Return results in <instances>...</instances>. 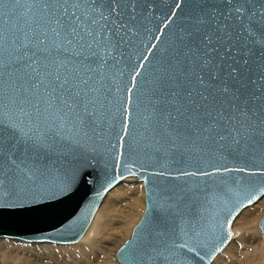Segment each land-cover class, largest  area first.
Masks as SVG:
<instances>
[{"label": "water", "instance_id": "95a60500", "mask_svg": "<svg viewBox=\"0 0 264 264\" xmlns=\"http://www.w3.org/2000/svg\"><path fill=\"white\" fill-rule=\"evenodd\" d=\"M177 3L115 0L113 11L106 0L97 12L100 0H0V121L13 129L0 128V173L36 170L23 192L0 199V238L76 244L106 195L136 177L146 209L120 264H213L229 246L237 217L264 196V175L155 173L264 170V49L243 31L253 11L264 19V0ZM234 138L231 152L221 149ZM259 226L264 233V218ZM171 241L187 248L168 249Z\"/></svg>", "mask_w": 264, "mask_h": 264}, {"label": "bare ground", "instance_id": "6f19581e", "mask_svg": "<svg viewBox=\"0 0 264 264\" xmlns=\"http://www.w3.org/2000/svg\"><path fill=\"white\" fill-rule=\"evenodd\" d=\"M129 178L138 179L136 177H129ZM129 178H127V179H129ZM126 181H124V182H126ZM124 182H122V183H124ZM132 183L133 182H130L129 184H127V186H124L121 189L117 188V190H115L113 193L109 194L112 190H114L120 184L118 186H116L114 189H112L104 198V200L102 202L103 205L101 204L102 207L100 206L94 221L92 222L89 230L87 231L85 236L82 238V240H80L78 242L79 244L76 243L78 245L74 248L72 247V249H70L69 247H68L69 250L65 249L68 252L67 253L65 251V253H67L69 255L71 254L72 260L75 262V264H115L114 256L117 253V251H116L117 248L114 250V245L116 244V242L119 239L118 235H119L120 230H124L123 231V233H124L125 231L127 232L129 227L131 228L130 224L132 223V220H133L134 208L137 207L138 204L139 205L141 204V207H142V208L140 207L141 209H143V207H144V199H145V193H144L145 191L143 188L144 186L141 185V187L135 188L132 186ZM124 196L125 197L127 196V198H129V201L131 204L130 209H127L125 207L126 205H129V204L126 203L127 202L126 198H125L126 200H122V197H124ZM262 199H264V196L258 202H260ZM123 202H125L126 205ZM134 203L135 204L138 203L137 206H135ZM257 203H255L253 206L257 205ZM253 206H251V207H253ZM251 207L244 209L241 212V214H243V212L245 210H247ZM125 208L128 210L127 211L128 216L123 217L122 221L112 222L111 215L115 214V213H122L125 210ZM252 212L253 213H250V214H252V216H248L247 214L240 216L241 215L240 214L237 217L238 221L236 219L234 224H233V230H234V237H233L234 240L232 239L233 243L231 242L232 243L231 247L226 251V253L224 255L220 256L217 259V261H216L217 264H228L230 259L231 258L234 259L235 256L237 255V253L241 251L242 245L244 244L245 240H247L248 233L251 232V229L247 228V225L250 222L249 219L253 218L254 220L252 219L251 221H255L256 223H258L260 221V219L264 216V200L262 201V203H260L259 207L254 209ZM239 217H240V219H239ZM135 218H137V217H135ZM249 230H250V232H248ZM252 230L255 233V236H253L254 234L252 236H249L250 238H248V240L246 241L248 244H250L249 246L252 247V248H250V250H248L246 248L247 251H250L249 253L252 254V256L250 255L251 257H250V261H248L249 262L248 264H264V238L259 235L260 233L258 234L257 229L255 227H253ZM260 231L262 232L261 228H260ZM262 234L264 235L263 232H262ZM15 241H17V240H15ZM19 242H21V241H19ZM23 243H25V242H23ZM32 244H52V243H32ZM123 244H124V241H123ZM52 245H56V244H52ZM71 245H73V244H71ZM43 246H46V245H43ZM60 246H63V245H60ZM50 247H51V245H50ZM13 248H14V252H16L15 256L13 254H8L4 251L5 253H3L2 257L4 259L12 261L14 264H36L35 261L42 259L39 257V255L44 258L47 256L51 257L54 253H58V255L59 254L62 255V253L64 252L63 249H62V251H60L59 249H54V248H49V247H46L43 249L39 248V249H35V251L39 254L37 256L34 254H27L26 252L25 253L22 252L21 249L23 247L22 248L21 247H13ZM31 250H30V252H32ZM242 250H244V248H242ZM46 254H49V255H46ZM244 254H245V252H244ZM31 258L33 260H31ZM236 259H234V260H236ZM246 260H248V259H246ZM230 262H232V261H230Z\"/></svg>", "mask_w": 264, "mask_h": 264}, {"label": "snow or ice", "instance_id": "6c2138e0", "mask_svg": "<svg viewBox=\"0 0 264 264\" xmlns=\"http://www.w3.org/2000/svg\"><path fill=\"white\" fill-rule=\"evenodd\" d=\"M106 0H100L99 6L95 8V11L99 12L101 9L104 7ZM183 0H181V3ZM93 3H95V0H93ZM181 3H177L175 5V8H180ZM229 4H232V0H228ZM79 5H74V7H78ZM112 7L113 11L115 10V0H112ZM235 11L238 14L243 15L244 9L243 7L237 6L235 8ZM261 12V16L264 17V9L258 10ZM172 15L175 16L176 12L173 11ZM257 13L256 11H253L251 13V17L248 21V23L244 26L243 31L248 33V36L251 37L253 41V46L258 45L259 48L264 49V19H257L253 20L252 17H256ZM106 18V17H105ZM240 16H237V20L239 21ZM168 26V22H164L163 28L160 29L161 33H163L164 28ZM130 32L134 33V29H129ZM149 32L151 29L148 30ZM254 32H259L260 34V39L257 41L254 38ZM160 36H156V40H160ZM147 39H151V36L149 35ZM156 44H152L150 48H148V53L151 54L152 50L156 48ZM262 55H264V52H262ZM148 56H144V60H147ZM247 60L244 61L245 64H247ZM210 63V61H205V64L207 65ZM144 64L141 62L140 68H143ZM140 70L139 68L135 70L134 74L131 76V84L129 87H127V92L125 94V100H124V120H123V126L122 129L120 130V135H119V140L117 146H120V144L123 142L124 137L128 136L129 133V124L131 122V104L133 100V92L137 87V78L140 76ZM264 79V77H262ZM225 93L229 91L227 87L223 89ZM152 116V113H145L143 115V119L145 121H149L150 117ZM0 128H6L7 130L11 131L12 126L8 124L7 121H0ZM22 136L27 135L26 133H22ZM31 140L32 138L29 137ZM221 141H225V137L221 136L220 137ZM33 143H36V141H32ZM239 144V141L234 138L233 144L232 145H227L225 143L221 144V149L227 148L229 152L235 147V145ZM222 158H223V153H222ZM8 160H12V157L9 156L7 157ZM167 161V160H165ZM15 163V161H12ZM166 165H161L162 168H166ZM246 172L248 175H264V170H260L259 173H256L254 171H250L247 168L243 167H224V168H213L211 171H202V172H195V171H181L178 173H171V172H166L163 170L157 171L155 174L160 175V176H170L173 178H182V177H190V176H209L217 173H226V172ZM35 169H29L28 167H19L17 166L16 170L10 169V168H5L2 173H0V199H9L11 198L14 194L18 192H23L24 189L21 186L24 183H27L28 181H31L34 179L35 176ZM249 202H251V199H249ZM162 214L164 215H169L173 212V209L169 208L167 203L161 208ZM168 249H171L173 251L180 250L187 248V245L184 243H176L175 241H171L167 245ZM190 251L195 252V248L191 249ZM167 258V257H166Z\"/></svg>", "mask_w": 264, "mask_h": 264}, {"label": "rangeland", "instance_id": "374dc122", "mask_svg": "<svg viewBox=\"0 0 264 264\" xmlns=\"http://www.w3.org/2000/svg\"><path fill=\"white\" fill-rule=\"evenodd\" d=\"M133 182L132 183V186L133 187H141V185L142 186H144V184H143V182H141V181H139L138 179H135V178H129V179H127V181L126 182H124V183H122V184H120L118 187H116L114 190H112L109 194H111V193H113L115 190H117V188H123L124 186H127V184H129L130 182ZM144 188V187H143ZM145 191V190H144ZM145 193V192H144ZM127 199V204H129V205H126V203L125 202H123V203H125V207L127 208V209H130L131 208V204H130V201H129V198H127V196L125 197H122V200H126ZM264 199H262L260 202H258L257 203V205H255V206H253V207H251V208H249V209H247V210H245L244 212H243V214H241L240 216H242V215H248V216H252V214H250V213H253L252 211L254 210V209H256L257 207H259V205H260V203H262V201H263ZM137 204L138 203H134V205L135 206H137ZM103 205V204H102ZM102 207V206H101ZM141 207V204L139 205L138 204V206L137 207H135L134 208V213H133V220H132V223L130 224V226H131V228L129 227L128 228V230H127V232L125 231L124 233H123V231L124 230H120V232H119V239H118V241L116 242V244L114 245V250L116 249V251L118 252V250L120 249V247L123 245V241H124V243H125V241L126 240H128L129 238H131V236H132V232H133V230H134V228L138 225V223L140 222V220L142 219V216H143V214H144V212H145V209H146V202H145V199H144V207H143V209H141L140 208ZM125 208V210L122 212V213H115V214H112L111 215V217H112V222H118V221H122V218L123 217H127L128 216V210ZM137 208V209H136ZM126 211V212H125ZM141 213H140V212ZM143 212V213H142ZM135 217H137V218H135ZM264 217V216H263ZM262 217V218H263ZM262 218L260 219V221L262 220ZM239 219H240V217H239ZM253 218H250L249 219V223H248V225H247V228H250L251 229V232H250V230L248 231V232H250V233H248V237H247V240H248V238H250L249 236H252L253 234V236H255V233L253 232V227H255L256 229H257V232H258V234L261 236V237H263L264 238V235L262 234V232L260 231V227H259V224H260V221L258 222V223H256L255 221H251ZM254 220V219H253ZM237 221H238V219H237ZM236 221V222H237ZM135 222V223H134ZM126 234V235H125ZM126 239V240H125ZM233 240H234V238H233ZM247 240H245V242H244V244L242 245V247H241V251L240 252H238L237 253V255L235 256V258L234 259H236V260H234V259H230V261H232V262H230L229 260V263L228 264H248L249 262L248 261H250V257L252 256V254H250L249 252L250 251H247V249L248 250H250V248H252L251 246H249L250 244H248L246 241ZM120 243V244H119ZM232 243H233V241H232ZM232 243L229 245V247L222 253V254H220L215 260H214V262H213V264H217V259L220 257V256H222V255H224L225 253H226V251L231 247V245H232ZM79 244V243H78ZM78 244H73V245H63V246H60V245H52V244H32V243H23V242H19V241H15V240H10V239H5V238H0V264H14L12 261H10V260H7V259H4L2 256H3V253H8V254H13L14 256L16 255V252H14V248L13 247H23L21 250H22V252H26L27 254H34V255H39L36 251H35V249H39V248H46V247H49V248H54V249H59L60 251H62V249L64 250V252L62 253V255H58V253H54L51 257H41L40 255H39V257L40 258H42V259H40V260H38V261H35V263L36 264H75V262L72 260V256H71V254L69 255V254H67L68 252L65 250V249H68L69 250V248L70 249H72V247L74 248V247H76ZM246 244V245H245ZM22 245V246H21ZM41 245V246H40ZM43 245H46V246H43ZM50 245H51V247H50ZM117 245V246H116ZM69 247V248H68ZM242 248H244V250H242ZM247 248V249H246ZM32 249V250H31ZM2 250V251H1ZM27 250V251H26ZM30 250L32 251V252H30ZM246 250V251H245ZM5 251V252H4ZM65 251L67 252V253H65ZM244 252H245V254H244ZM243 253V254H242ZM46 255H49V254H46ZM245 255V256H244ZM247 255V256H246ZM249 255V256H248ZM251 255V256H250ZM61 256V257H60ZM116 256H117V253H116V255L114 256V262H115V264H120L118 261H117V258H116ZM2 257V258H1ZM244 257V258H243ZM51 258V259H50ZM246 259H248V260H246ZM7 260V261H6ZM31 260H33L32 258H31ZM48 260V261H47ZM54 260V261H53ZM58 260V261H57ZM242 262H241V261ZM245 260V261H244ZM50 262V263H49ZM59 262V263H58Z\"/></svg>", "mask_w": 264, "mask_h": 264}]
</instances>
